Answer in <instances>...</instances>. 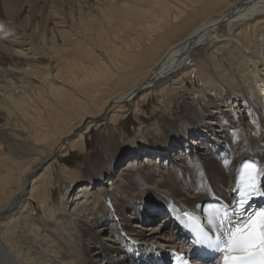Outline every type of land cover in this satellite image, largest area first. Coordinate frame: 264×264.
Segmentation results:
<instances>
[{
    "label": "bare ground",
    "instance_id": "1",
    "mask_svg": "<svg viewBox=\"0 0 264 264\" xmlns=\"http://www.w3.org/2000/svg\"><path fill=\"white\" fill-rule=\"evenodd\" d=\"M0 77V264L165 256L187 245L167 212L231 197L246 161L264 178V0H0ZM154 97L163 135L120 155L127 104ZM104 126L76 188L56 157Z\"/></svg>",
    "mask_w": 264,
    "mask_h": 264
},
{
    "label": "rangeland",
    "instance_id": "2",
    "mask_svg": "<svg viewBox=\"0 0 264 264\" xmlns=\"http://www.w3.org/2000/svg\"><path fill=\"white\" fill-rule=\"evenodd\" d=\"M0 84L2 85V87H5L6 81L4 78L0 77ZM189 87H190V90L184 96H181L179 99L174 100L173 108L175 110L176 108L178 109L177 111H182L186 109V104H188L191 101V99H193V97H191V92L195 90V87L193 84H189ZM127 105H128V109L130 110L129 113L127 114V118L122 120L120 126H118L117 131H115V134H114L115 139L119 140L118 142L121 143L119 144L121 146L119 153L122 156L127 155L128 153H130L131 150H136L137 148L139 149L141 147L145 149L148 146H150L154 137L157 136L158 134H162L160 132L153 131L152 129H155L154 126L160 120H165L168 118V114L164 112L162 109L158 108V99L155 97L152 98L151 101H149L147 105H144V107L141 108L143 112H140L139 115H136L133 112L134 111L133 105H130V103ZM179 115H181V112ZM4 119H6L5 116L0 115V128L4 127L5 125ZM106 129H107V126L101 127V129L94 128L93 133L89 134V136L87 135V142L89 146L87 148L86 153H81L80 151L78 152L76 151L72 154V156L66 157L64 159H62L63 157L61 155H58L56 157L57 160L55 162L56 164L55 167L57 171L60 172L61 168H67V169L76 170L79 172V176L81 177L82 180H80L78 183L76 182L77 184H74V186L76 185L75 186L76 188L82 186V183L86 182L87 180L92 179L91 177L86 175L84 172L85 165L87 162V157L88 155H93L97 153L99 150L103 148L101 137L106 134ZM136 141H140L139 145L142 144V146L141 145L139 146L138 144L134 143ZM25 154H28V153H25ZM178 171L179 169L177 170V172ZM56 180L57 181H55L56 186L54 190L55 192L54 198L56 199L55 200L56 205H59L60 204L59 202L62 199V195H61L62 193L61 192V182L62 181H61L60 173L58 174ZM203 184L205 185L204 182ZM37 206L38 205H36V207ZM159 219L160 218H157V219L155 218L154 220L155 225L157 224V222H160ZM154 222L150 223V225H148L149 227L147 228H155L153 225ZM169 233L170 232H168V229L165 228V230H163V232L161 233V236L164 238L167 237V235L168 237H171L170 236L171 234L169 235ZM153 245L158 246V244H154V243ZM101 260H102V257L97 258L95 261V264H101Z\"/></svg>",
    "mask_w": 264,
    "mask_h": 264
},
{
    "label": "snow or ice",
    "instance_id": "3",
    "mask_svg": "<svg viewBox=\"0 0 264 264\" xmlns=\"http://www.w3.org/2000/svg\"><path fill=\"white\" fill-rule=\"evenodd\" d=\"M256 175L257 169L249 165L247 171L250 180L249 191L242 200L237 201L241 208L250 197L264 196V190L257 187ZM205 242L208 248L223 253L222 264H264V209L255 211L222 233L209 234L199 229L196 243ZM182 264H191V260L186 258Z\"/></svg>",
    "mask_w": 264,
    "mask_h": 264
}]
</instances>
